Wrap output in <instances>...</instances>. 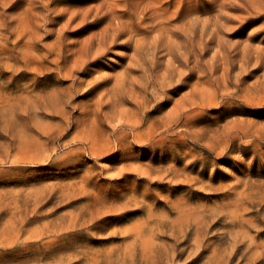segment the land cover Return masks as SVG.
Returning <instances> with one entry per match:
<instances>
[{"label":"rangeland","instance_id":"rangeland-1","mask_svg":"<svg viewBox=\"0 0 264 264\" xmlns=\"http://www.w3.org/2000/svg\"><path fill=\"white\" fill-rule=\"evenodd\" d=\"M0 264H264V0H0Z\"/></svg>","mask_w":264,"mask_h":264}]
</instances>
